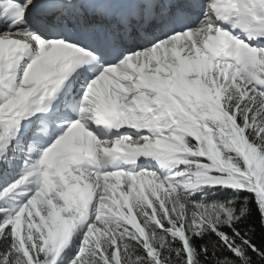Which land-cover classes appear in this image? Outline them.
Masks as SVG:
<instances>
[{
	"label": "snow or ice",
	"instance_id": "obj_1",
	"mask_svg": "<svg viewBox=\"0 0 264 264\" xmlns=\"http://www.w3.org/2000/svg\"><path fill=\"white\" fill-rule=\"evenodd\" d=\"M0 264H264V0H0Z\"/></svg>",
	"mask_w": 264,
	"mask_h": 264
}]
</instances>
